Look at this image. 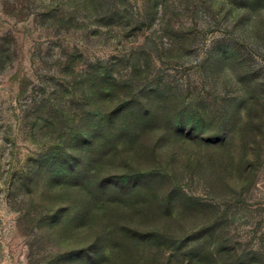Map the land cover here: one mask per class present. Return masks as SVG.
Returning a JSON list of instances; mask_svg holds the SVG:
<instances>
[{"label":"rangeland","instance_id":"obj_1","mask_svg":"<svg viewBox=\"0 0 264 264\" xmlns=\"http://www.w3.org/2000/svg\"><path fill=\"white\" fill-rule=\"evenodd\" d=\"M0 264H264V0H0Z\"/></svg>","mask_w":264,"mask_h":264},{"label":"trees","instance_id":"obj_2","mask_svg":"<svg viewBox=\"0 0 264 264\" xmlns=\"http://www.w3.org/2000/svg\"><path fill=\"white\" fill-rule=\"evenodd\" d=\"M102 188V187H101Z\"/></svg>","mask_w":264,"mask_h":264}]
</instances>
